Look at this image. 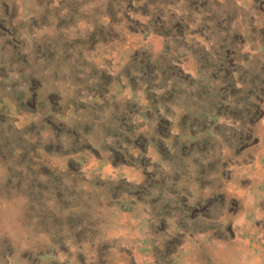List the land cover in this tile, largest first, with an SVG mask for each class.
<instances>
[{"label": "rangeland", "instance_id": "rangeland-1", "mask_svg": "<svg viewBox=\"0 0 264 264\" xmlns=\"http://www.w3.org/2000/svg\"><path fill=\"white\" fill-rule=\"evenodd\" d=\"M0 264H264V0H0Z\"/></svg>", "mask_w": 264, "mask_h": 264}]
</instances>
